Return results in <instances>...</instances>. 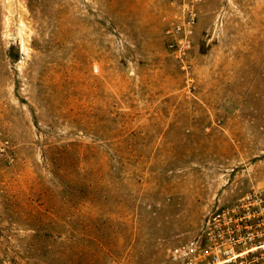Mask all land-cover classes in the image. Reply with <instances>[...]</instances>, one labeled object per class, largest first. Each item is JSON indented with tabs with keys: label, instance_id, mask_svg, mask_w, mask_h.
<instances>
[{
	"label": "rangeland",
	"instance_id": "374dc122",
	"mask_svg": "<svg viewBox=\"0 0 264 264\" xmlns=\"http://www.w3.org/2000/svg\"><path fill=\"white\" fill-rule=\"evenodd\" d=\"M0 0V264H168L264 183V0Z\"/></svg>",
	"mask_w": 264,
	"mask_h": 264
},
{
	"label": "built area",
	"instance_id": "2783aa9c",
	"mask_svg": "<svg viewBox=\"0 0 264 264\" xmlns=\"http://www.w3.org/2000/svg\"><path fill=\"white\" fill-rule=\"evenodd\" d=\"M202 1L183 0L181 15L165 31L168 51L184 68ZM168 259V264H264V183L215 206L199 238L170 250Z\"/></svg>",
	"mask_w": 264,
	"mask_h": 264
}]
</instances>
